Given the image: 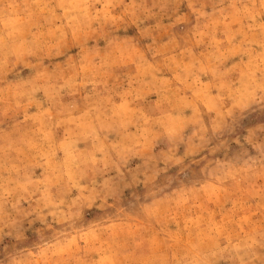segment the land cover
<instances>
[{
    "label": "rangeland",
    "instance_id": "374dc122",
    "mask_svg": "<svg viewBox=\"0 0 264 264\" xmlns=\"http://www.w3.org/2000/svg\"><path fill=\"white\" fill-rule=\"evenodd\" d=\"M0 264H264V0H0Z\"/></svg>",
    "mask_w": 264,
    "mask_h": 264
}]
</instances>
